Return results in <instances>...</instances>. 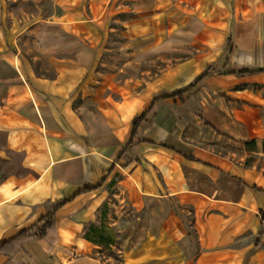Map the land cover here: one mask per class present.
I'll use <instances>...</instances> for the list:
<instances>
[{
    "label": "crops",
    "instance_id": "0c3cea01",
    "mask_svg": "<svg viewBox=\"0 0 264 264\" xmlns=\"http://www.w3.org/2000/svg\"><path fill=\"white\" fill-rule=\"evenodd\" d=\"M178 39L196 53L127 72ZM253 140L264 0H0V264H264V172L236 160Z\"/></svg>",
    "mask_w": 264,
    "mask_h": 264
},
{
    "label": "rangeland",
    "instance_id": "374dc122",
    "mask_svg": "<svg viewBox=\"0 0 264 264\" xmlns=\"http://www.w3.org/2000/svg\"><path fill=\"white\" fill-rule=\"evenodd\" d=\"M183 40L184 39H178L179 42L174 40V44L178 42L177 46H174L176 49L172 50L171 53H167L165 59L163 57L157 58L156 61H142L140 64H135L134 68L130 67L132 66L130 65L126 68L127 72L132 76L142 75V77L148 79L149 76L158 73L165 65L176 64L192 57L196 53V49L181 44L180 41ZM122 42L123 38L120 31L111 37L108 45L111 51L109 53L106 52L105 57H103L105 62L112 60L111 57L118 53V49ZM123 58L127 59L128 57L125 55ZM236 157V160L242 162V164L246 163L249 166L261 169L264 172V141H261L257 147L252 146L249 148H240L238 146ZM111 214L119 221V226H125L128 223H131L136 217L127 207L122 208L120 212H112ZM101 258L102 261L100 262L102 264H123V257L119 249L107 251L101 256Z\"/></svg>",
    "mask_w": 264,
    "mask_h": 264
},
{
    "label": "trees",
    "instance_id": "16d2710c",
    "mask_svg": "<svg viewBox=\"0 0 264 264\" xmlns=\"http://www.w3.org/2000/svg\"><path fill=\"white\" fill-rule=\"evenodd\" d=\"M230 42H231V37H229L228 40H227V43H230ZM259 72H262V71H259ZM259 72L250 71V70H241V71L234 72V73L238 74V75L246 76V75H251V74H255V73H259ZM206 76H207V72L204 73L199 79H197L196 82L191 85V88H193L196 84H198L200 81H202ZM144 119H145V116L136 117L134 119V121H133L132 140L128 143V145H126V147L124 148V150H123L122 154L120 155V157H122L123 155H125L127 153L129 147L133 143V139L135 138V136H136V134L138 132V128L140 127V125L142 124ZM255 145H256V141H254V140L246 143V146L248 148L252 147V146H255ZM64 203H65V201L56 203L55 205L51 206L48 209L47 216L44 219H42L40 225L36 226L31 231L23 232L22 234L19 235V237L25 238V239H28V240H38V239L43 238L46 235L47 230L52 225V219H53L54 213L59 208H61V206H63ZM12 242H13V240L0 244V254L4 253L6 251V249L11 245Z\"/></svg>",
    "mask_w": 264,
    "mask_h": 264
},
{
    "label": "built area",
    "instance_id": "2783aa9c",
    "mask_svg": "<svg viewBox=\"0 0 264 264\" xmlns=\"http://www.w3.org/2000/svg\"><path fill=\"white\" fill-rule=\"evenodd\" d=\"M262 247L264 248V223L262 228Z\"/></svg>",
    "mask_w": 264,
    "mask_h": 264
}]
</instances>
